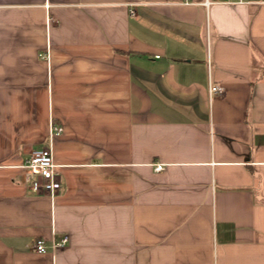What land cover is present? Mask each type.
Masks as SVG:
<instances>
[{
  "label": "crops",
  "instance_id": "0c3cea01",
  "mask_svg": "<svg viewBox=\"0 0 264 264\" xmlns=\"http://www.w3.org/2000/svg\"><path fill=\"white\" fill-rule=\"evenodd\" d=\"M0 264H264V0H0Z\"/></svg>",
  "mask_w": 264,
  "mask_h": 264
},
{
  "label": "built area",
  "instance_id": "2783aa9c",
  "mask_svg": "<svg viewBox=\"0 0 264 264\" xmlns=\"http://www.w3.org/2000/svg\"><path fill=\"white\" fill-rule=\"evenodd\" d=\"M183 3H192V0H182ZM135 11L132 10V13ZM225 93V88L219 84H212L209 88V96L212 100L216 95H222ZM52 132L59 133L62 131V127L59 125L52 126ZM24 167L29 173L34 176L32 181V189L37 193L46 192L51 196H55L61 189L62 183L60 175L57 172V165L54 162L53 151L51 146H44L39 149H34L31 154L25 159ZM155 168L157 170L164 169L163 163H156ZM69 241V235L67 233H61L59 231L53 232L52 248L65 245ZM35 248L39 252H46L48 245L45 239H38L35 243Z\"/></svg>",
  "mask_w": 264,
  "mask_h": 264
}]
</instances>
